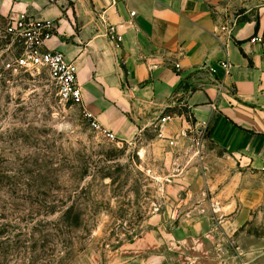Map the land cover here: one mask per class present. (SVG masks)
Listing matches in <instances>:
<instances>
[{
    "label": "crops",
    "instance_id": "0c3cea01",
    "mask_svg": "<svg viewBox=\"0 0 264 264\" xmlns=\"http://www.w3.org/2000/svg\"><path fill=\"white\" fill-rule=\"evenodd\" d=\"M0 14L54 21L46 48L75 60L81 107L116 141L142 138L162 112L186 108L240 170L264 167V43L250 42L264 39V0H0ZM222 198L213 199L232 213L216 223L230 241L248 222L247 208ZM201 203L194 198L172 226L147 228L117 264H263V238L244 234L228 250Z\"/></svg>",
    "mask_w": 264,
    "mask_h": 264
},
{
    "label": "rangeland",
    "instance_id": "374dc122",
    "mask_svg": "<svg viewBox=\"0 0 264 264\" xmlns=\"http://www.w3.org/2000/svg\"><path fill=\"white\" fill-rule=\"evenodd\" d=\"M20 51L0 14V264H117L147 228L174 225L197 197L228 250L244 234L264 239V169L240 170L188 109L172 113L180 117L165 138L145 130L107 139L81 106L59 101L45 72L14 67ZM216 197L247 208L230 241L216 220L232 212Z\"/></svg>",
    "mask_w": 264,
    "mask_h": 264
},
{
    "label": "built area",
    "instance_id": "2783aa9c",
    "mask_svg": "<svg viewBox=\"0 0 264 264\" xmlns=\"http://www.w3.org/2000/svg\"><path fill=\"white\" fill-rule=\"evenodd\" d=\"M126 1L112 0V4L115 5ZM55 27L53 20H34L25 15H21L18 19L8 20V31L21 44V51L15 56L13 65L17 70L22 72H45L54 85L57 97L61 103L82 106V91L78 84V66L75 60L69 59L61 51L48 49L45 46V39L52 36ZM107 32L110 34L111 40H119L115 26L109 25ZM250 42L263 44L264 39L261 36H255L250 39ZM220 66L225 76L230 75L232 63L228 59L222 60ZM176 68H179L178 64H176ZM213 108L215 107L213 106ZM83 110L96 131L107 139L115 140L114 134L110 130L95 120L85 108ZM176 115L179 116L178 114L166 113V111L159 115L154 124L158 137L165 138V128L172 122ZM189 115H191L190 112ZM169 143L173 145L175 141L170 140Z\"/></svg>",
    "mask_w": 264,
    "mask_h": 264
}]
</instances>
